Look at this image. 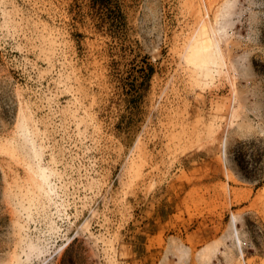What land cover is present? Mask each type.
I'll list each match as a JSON object with an SVG mask.
<instances>
[{
    "label": "rangeland",
    "instance_id": "1",
    "mask_svg": "<svg viewBox=\"0 0 264 264\" xmlns=\"http://www.w3.org/2000/svg\"><path fill=\"white\" fill-rule=\"evenodd\" d=\"M113 6L0 0V264H264V0Z\"/></svg>",
    "mask_w": 264,
    "mask_h": 264
},
{
    "label": "bare ground",
    "instance_id": "2",
    "mask_svg": "<svg viewBox=\"0 0 264 264\" xmlns=\"http://www.w3.org/2000/svg\"><path fill=\"white\" fill-rule=\"evenodd\" d=\"M201 34L205 33V29L202 27V29L200 30ZM201 36V35H200ZM214 43L209 40H207L206 38L204 39H199L195 45H194V49L193 51L190 53V58L191 59H195V61H198L201 64H208L211 62H214V58L213 57V53L214 51H212ZM215 54V53H214ZM198 59V60H197ZM235 224V219H232V225H233V237L234 239L237 241V244L240 246V241L238 238V234L235 230L234 227Z\"/></svg>",
    "mask_w": 264,
    "mask_h": 264
},
{
    "label": "trees",
    "instance_id": "3",
    "mask_svg": "<svg viewBox=\"0 0 264 264\" xmlns=\"http://www.w3.org/2000/svg\"><path fill=\"white\" fill-rule=\"evenodd\" d=\"M113 1H117V0H88V3H89V8L94 10L96 15H99L97 17L100 20V22L104 23L105 17H104V14L102 15V13H104L103 11L111 12V10L115 7V6H113ZM100 13H101V15H100ZM150 73H148V76ZM74 243H75V240H72L65 247L64 254H66L67 252H70L72 250Z\"/></svg>",
    "mask_w": 264,
    "mask_h": 264
}]
</instances>
